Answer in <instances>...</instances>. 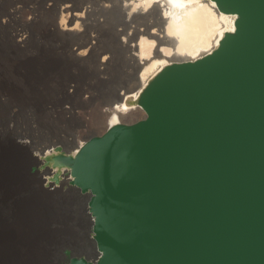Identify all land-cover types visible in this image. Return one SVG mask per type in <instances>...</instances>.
Wrapping results in <instances>:
<instances>
[{
    "label": "water",
    "instance_id": "95a60500",
    "mask_svg": "<svg viewBox=\"0 0 264 264\" xmlns=\"http://www.w3.org/2000/svg\"><path fill=\"white\" fill-rule=\"evenodd\" d=\"M213 1L234 30L150 78L145 117L31 164L77 193L56 264H264V0Z\"/></svg>",
    "mask_w": 264,
    "mask_h": 264
},
{
    "label": "rangeland",
    "instance_id": "374dc122",
    "mask_svg": "<svg viewBox=\"0 0 264 264\" xmlns=\"http://www.w3.org/2000/svg\"><path fill=\"white\" fill-rule=\"evenodd\" d=\"M17 4L28 16L26 4L31 1L0 0V264H53L52 243L62 235L63 243L77 238L67 225L78 209L77 193L61 186L57 191L44 188L39 173H29L31 164L38 163L31 151L41 154L46 151H39L43 146L62 141L73 131L80 134L86 126L92 128L91 135L99 134L106 102L113 97L104 99L101 88L80 81L82 69L53 46L50 35L41 33L45 25L40 18L22 26L7 16ZM16 28L29 33L25 48L14 40ZM131 79L124 80L118 91L130 89ZM75 114L80 122L72 121ZM36 233L52 237L49 247L35 239Z\"/></svg>",
    "mask_w": 264,
    "mask_h": 264
},
{
    "label": "bare ground",
    "instance_id": "6f19581e",
    "mask_svg": "<svg viewBox=\"0 0 264 264\" xmlns=\"http://www.w3.org/2000/svg\"><path fill=\"white\" fill-rule=\"evenodd\" d=\"M18 1H31L32 4H26L28 16L24 15L23 6L18 4L8 10L7 16H13L22 26L40 18L45 25L41 33L50 35L53 46L57 50L60 48L82 69L80 81L101 88L104 99L113 97L106 102L104 122L97 131L99 134L117 122L130 123L145 117L146 112L136 100L150 78L173 61L195 59L211 52L219 45L225 32L234 30L237 17L236 14L221 12L213 0ZM8 20L5 18L3 21L6 23ZM13 35L17 45L25 48L28 31L16 28ZM104 72L108 75L101 76ZM131 76V88L119 92L117 87L124 80H132ZM70 96L79 100L77 95ZM137 111L141 114L133 116ZM76 115L72 121L80 122L79 115ZM92 132V128L86 126L78 139L79 132L73 131L67 133L62 141L43 146L39 151L50 152L57 143L68 151H75ZM34 152L31 151L32 157L41 163L43 153ZM36 172L44 188L57 191L61 186L70 191L67 179L60 183L49 182L48 178H43L48 176L45 171L38 168ZM49 238L52 237L41 233L35 236L45 245L52 243ZM63 240L57 238L52 243L50 261L53 260V264L60 258L57 250L59 245H63Z\"/></svg>",
    "mask_w": 264,
    "mask_h": 264
}]
</instances>
